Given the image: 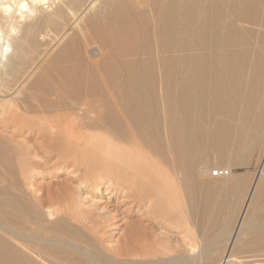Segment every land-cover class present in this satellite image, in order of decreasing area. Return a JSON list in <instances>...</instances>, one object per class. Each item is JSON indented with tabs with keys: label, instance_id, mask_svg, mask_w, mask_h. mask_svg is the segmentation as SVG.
Listing matches in <instances>:
<instances>
[{
	"label": "bare ground",
	"instance_id": "6f19581e",
	"mask_svg": "<svg viewBox=\"0 0 264 264\" xmlns=\"http://www.w3.org/2000/svg\"><path fill=\"white\" fill-rule=\"evenodd\" d=\"M0 118L46 132L0 133V264H264V0H0ZM48 158L69 181L35 185ZM99 192L154 242L113 241Z\"/></svg>",
	"mask_w": 264,
	"mask_h": 264
},
{
	"label": "rangeland",
	"instance_id": "374dc122",
	"mask_svg": "<svg viewBox=\"0 0 264 264\" xmlns=\"http://www.w3.org/2000/svg\"><path fill=\"white\" fill-rule=\"evenodd\" d=\"M7 124L8 123L5 122L3 118H0V133L7 132L14 143L24 145V147L29 148L31 151H41L39 145L44 141L46 132L39 128L40 125L35 124L30 129L26 128V130L24 129L22 132H19L15 130L11 131L7 128ZM226 143L227 142L223 143L220 147V151L210 154L208 158H216L219 160L222 156L225 161H228L227 163L231 166V171L236 175H240L239 178L243 185H247L253 177V173H256L260 168V164L256 161L257 153L256 151H244L240 153L237 148ZM52 160L53 159L50 158L44 160L43 174H41L40 178H35L34 180L35 185L38 187L45 188L56 181H69V175L66 172L62 171L56 173L54 167H48ZM225 161L213 163L212 173L214 169L219 166L225 168ZM106 195H108L106 192H99L95 198L100 199L99 205L103 206L105 211L108 212V223L111 224V229L106 228V230L113 232V241L118 239L121 241L120 243H124L128 236H133L134 234L135 236H133V239L138 240L140 244L144 242V244L151 245L154 242V236L152 235L157 233L155 230L158 228V226H155L157 219H154L153 214L145 213L144 210H146V207H144L142 203L138 204L135 200H132L133 197L125 194L122 196V194L112 192L110 194L111 197L106 199ZM90 203L91 201L88 199V205ZM150 221L155 224H150ZM165 226L173 228L169 223H165ZM175 229L176 228H173V230L168 231L169 237L171 238L169 245L171 249L174 245L177 246L173 248V251L165 253V255H173L176 253V250L180 249L178 247L180 246L178 240L180 234ZM159 230L161 229H158V231ZM163 230L167 231L168 229Z\"/></svg>",
	"mask_w": 264,
	"mask_h": 264
},
{
	"label": "built area",
	"instance_id": "2783aa9c",
	"mask_svg": "<svg viewBox=\"0 0 264 264\" xmlns=\"http://www.w3.org/2000/svg\"><path fill=\"white\" fill-rule=\"evenodd\" d=\"M223 174H225V172L222 169H215L213 171V175H223Z\"/></svg>",
	"mask_w": 264,
	"mask_h": 264
}]
</instances>
